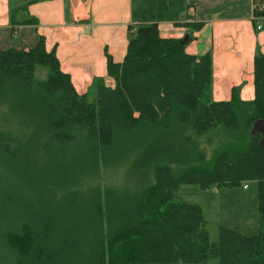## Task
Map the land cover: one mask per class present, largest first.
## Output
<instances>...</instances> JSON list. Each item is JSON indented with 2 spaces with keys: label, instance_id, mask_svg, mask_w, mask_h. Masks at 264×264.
<instances>
[{
  "label": "trees",
  "instance_id": "trees-1",
  "mask_svg": "<svg viewBox=\"0 0 264 264\" xmlns=\"http://www.w3.org/2000/svg\"><path fill=\"white\" fill-rule=\"evenodd\" d=\"M25 9L12 13L14 32L31 22ZM254 16L264 19V4ZM129 37L123 62L108 60L114 87L99 81L93 96L76 93L44 40L30 50H0V101L12 116L24 115L16 134L0 131V171L24 183H0V219L10 209L19 214L0 229L1 263L264 264V55L255 58L253 102L236 89L230 101L214 102L211 54L187 53L157 24L131 26ZM39 67L49 70L47 79H35ZM38 132L46 167L30 147ZM100 164L154 172L155 183L132 194L97 188L83 201L43 202L44 187L78 188ZM249 182L260 218L251 236L221 227L212 242L202 208L177 196L184 184L208 191Z\"/></svg>",
  "mask_w": 264,
  "mask_h": 264
},
{
  "label": "crops",
  "instance_id": "crops-1",
  "mask_svg": "<svg viewBox=\"0 0 264 264\" xmlns=\"http://www.w3.org/2000/svg\"><path fill=\"white\" fill-rule=\"evenodd\" d=\"M262 1L0 0V50H30L44 40L76 93L95 95L99 81L114 87L108 60L123 62L130 27L157 24L162 38L186 42L187 53L211 54L214 102L230 101L236 89L251 103L255 58L264 55V19L259 31L254 16ZM20 7L31 22L14 32L12 13Z\"/></svg>",
  "mask_w": 264,
  "mask_h": 264
},
{
  "label": "rangeland",
  "instance_id": "rangeland-1",
  "mask_svg": "<svg viewBox=\"0 0 264 264\" xmlns=\"http://www.w3.org/2000/svg\"><path fill=\"white\" fill-rule=\"evenodd\" d=\"M263 4L264 0L261 5ZM48 74L49 70L47 68L39 67L35 73V79L38 81L45 80ZM15 108L25 112L22 103H17ZM10 111L8 104L5 101H0V131L16 134L14 130L20 128L19 124L22 121L18 118H22V116L20 113L12 116ZM44 142L45 139L42 137L41 132H38L36 138L32 139L30 147L39 162L43 164V167H46L50 158L46 154ZM47 172L55 171L49 170ZM68 172H75V170L71 169ZM6 174L7 172L0 171V183L11 187H19L20 189L23 188L24 183L18 184L13 172ZM30 174L34 177L32 173ZM40 174L47 176L45 172ZM89 175L90 177L85 179L78 188L73 187L65 191H58L54 190V187L53 189H50V186L44 187L47 193L43 202L55 205L62 199L70 198H75L73 202L83 201L92 197L93 190L97 188L102 190L113 188L121 194L124 192L132 194L139 192L145 186L155 183L154 172H137L132 170L129 165L107 168L100 164L97 168L91 170ZM177 175H179V172ZM39 176L37 174V179ZM92 176H95V178L93 179ZM41 186H45V183H42ZM177 196L181 201L196 204L202 208L212 242H218L221 227L237 230L247 236L257 234L259 231L260 218L257 210V187L252 182L248 183L247 189L244 187L234 189L212 188L208 191L202 190L198 185L184 184L180 187ZM18 215L17 211L9 210L7 213L8 226L12 225L14 218ZM7 220L0 219V229L7 225ZM2 255L6 256L4 253ZM216 263L217 261L210 260L207 264Z\"/></svg>",
  "mask_w": 264,
  "mask_h": 264
},
{
  "label": "built area",
  "instance_id": "built-area-1",
  "mask_svg": "<svg viewBox=\"0 0 264 264\" xmlns=\"http://www.w3.org/2000/svg\"><path fill=\"white\" fill-rule=\"evenodd\" d=\"M261 21V19H258V26H257V30H262V25L259 23ZM245 189H247L248 188V185H245V187H244Z\"/></svg>",
  "mask_w": 264,
  "mask_h": 264
},
{
  "label": "water",
  "instance_id": "water-1",
  "mask_svg": "<svg viewBox=\"0 0 264 264\" xmlns=\"http://www.w3.org/2000/svg\"><path fill=\"white\" fill-rule=\"evenodd\" d=\"M181 44H182V45H185V44H186V42H184V41H183V42H181Z\"/></svg>",
  "mask_w": 264,
  "mask_h": 264
}]
</instances>
